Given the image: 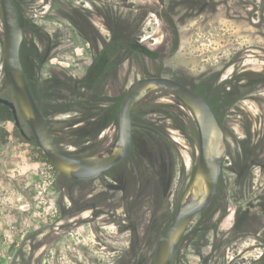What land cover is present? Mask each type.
<instances>
[{"label": "rangeland", "instance_id": "1", "mask_svg": "<svg viewBox=\"0 0 264 264\" xmlns=\"http://www.w3.org/2000/svg\"><path fill=\"white\" fill-rule=\"evenodd\" d=\"M36 1L32 5L26 0L21 7L23 18L32 24L23 49L30 60L26 70L28 61L21 51L27 77L41 85L51 78L54 66L60 76L70 69V75L79 80L87 72L77 61L83 57L82 49L72 55L65 46L63 59L54 58L44 65L35 62L41 59L43 49L37 27L46 35L57 28L42 19L48 6L43 0ZM100 3L110 10V3L115 6L117 15L127 19L123 30L132 45H139L152 58L127 51L119 57L114 54L108 65L117 67V72L106 81L102 101L95 104L91 100L90 117L79 110L63 111L70 110L71 102L58 109L62 111L43 105L49 112L54 140L73 156L111 150L118 134L120 104L130 85L139 79L185 75L193 84L206 79L220 84L239 73V84L247 86L249 77L264 74V0ZM108 17L111 13L105 12L104 25V21L97 22L106 40L112 24ZM85 57L88 65L91 51ZM92 70H97L95 65L86 76ZM61 86L62 94H70L71 90ZM247 88L242 96H248L227 118L239 140L244 138L239 110L252 122L256 139L264 131V84L257 91ZM84 89L73 93L79 97L86 93ZM42 95L41 103L47 101ZM0 96L16 103L6 68L1 15ZM84 96L91 98L92 94ZM78 100L84 98L76 100L82 105ZM134 110L133 146L124 161L86 183L56 172L50 186L45 175L48 162L41 159L39 147L18 135L10 110L0 107V264H152L158 239L175 219L196 169L199 142L187 114L169 91L149 94ZM19 118L28 131L20 113ZM94 119L100 122L92 124ZM229 141L235 150V143ZM231 158L212 203L193 218L172 264H250L264 256V173L256 168L245 176L230 164Z\"/></svg>", "mask_w": 264, "mask_h": 264}, {"label": "water", "instance_id": "2", "mask_svg": "<svg viewBox=\"0 0 264 264\" xmlns=\"http://www.w3.org/2000/svg\"><path fill=\"white\" fill-rule=\"evenodd\" d=\"M3 16L5 61L16 103L0 96V105L8 108L13 123L23 138L35 141L50 164L62 176L73 181L95 180L124 161L133 146V111L149 94L169 91L189 110L197 127L199 159L178 205L175 219L160 235L152 264H172L174 254L193 218L212 203L220 183L226 155L224 130L213 108L199 92L174 78L157 76L142 78L130 85L118 110V134L108 152L76 157L55 142L46 117L38 106L24 70L21 51L24 31L15 0H0ZM19 113L30 128L29 136ZM250 264H264V256Z\"/></svg>", "mask_w": 264, "mask_h": 264}, {"label": "flooded vegetation", "instance_id": "3", "mask_svg": "<svg viewBox=\"0 0 264 264\" xmlns=\"http://www.w3.org/2000/svg\"><path fill=\"white\" fill-rule=\"evenodd\" d=\"M26 0H16V6L18 9V15H19V20L20 24L23 28L24 31V42L27 36V33L29 30V27H32L31 22L29 20H26V18H23V13L22 12V3ZM32 1V5L37 3L36 0H30ZM44 4L48 6V13L45 14V16H42V19L46 22H50L53 24H56L57 28H55L52 32H46V34L40 32V26L37 27L38 30V38L40 42L43 44L42 45V50H41V59L38 61L35 59V62H37V65L40 63L41 65L50 63L52 59L56 58H62L63 59V48L67 46L69 50L72 52V55H74V52L76 49H82L84 52L83 57L80 59H77V61H80L79 65L81 64L84 70H87V72L95 65L100 67V56L103 54L104 49L108 45L111 46V51L113 54H117V48L116 44L114 43V40H116V29L112 27V24L109 25L111 27V30H109L108 27V32H109V39L106 40V37L99 31L100 29L97 26V22L104 21L106 22V19H103V14L105 12L111 13V16H115L116 14V9L113 4H109L110 8L113 6V9H109V7L106 8L108 9L106 11V8H101L104 5V3H100V0H43ZM103 5V6H102ZM44 7V6H43ZM46 7V6H45ZM110 10V11H109ZM114 11V13H113ZM102 18V19H101ZM108 22H111V18L108 17ZM76 22H79L80 26L79 28L77 25L75 26ZM34 25V24H33ZM43 25V26H42ZM41 27H46L44 24H41ZM44 28H41L42 30ZM44 29V30H45ZM76 29V30H75ZM120 35V34H119ZM127 33H125V36ZM101 39H103L101 41ZM24 42L22 46V56H24ZM91 51V57L89 59V64H87V60L85 57L89 55ZM120 52V51H119ZM118 52V53H119ZM122 53V52H121ZM120 53V54H121ZM95 56V57H93ZM25 57V56H24ZM115 56H112L114 58ZM27 58V57H25ZM111 58V59H112ZM23 60V58H22ZM28 65H30V60L27 58ZM75 62V59H74ZM73 62V63H74ZM76 64V66L78 65ZM86 65V66H84ZM73 66V65H72ZM74 67V66H73ZM81 67V68H82ZM52 73L51 77H72V78H77L75 75H70V69H65L63 70L66 75L60 76L61 73L56 71L54 69V66L51 67ZM60 69V68H59ZM26 70V68H25ZM86 72V74H87ZM86 74L84 76H86ZM243 74L242 76L244 77ZM27 76V75H26ZM83 76V77H84ZM82 77V78H83ZM157 77V76H153ZM80 78L78 80L79 83L83 82L81 81ZM148 78V77H147ZM253 78V77H252ZM248 78V80H251V82L247 85L244 86V84H240L241 86V91L240 93L235 97V102L231 103L230 101H227L226 103V108H225V114H224V121H220V124L224 130L225 133V139H226V144H227V149H226V155L224 158L223 162V168L227 164L228 159L231 158L232 161H230V164L232 163V166L237 167L239 171H242L245 174H252L253 170L258 168L261 170V172L264 173V131L262 135L260 136V133L257 135V137L260 136V138L256 139V134H253V129H252V122H249L246 116L244 115V112L242 110H239V112L242 113V121H241V129L244 134V138L240 139L238 137L233 136V133L231 132V126L228 121V113L231 111V109H235V107H238V104L242 102L243 100L246 99L248 96L245 93V89H249L250 91H257L261 87L262 84H264V74H256L255 78ZM28 81L30 82V85L37 86L38 80L31 82L30 78H28ZM81 81V82H80ZM230 90L231 87H228ZM246 90V91H247ZM36 102L37 96L32 92ZM124 98V97H123ZM123 100V99H122ZM230 139L233 140L235 143V150H233L230 144ZM234 158H237V163L235 162ZM222 168V172H223ZM92 181V180H89ZM89 181H77L80 183H86ZM188 187V186H187ZM173 262V260H172Z\"/></svg>", "mask_w": 264, "mask_h": 264}, {"label": "trees", "instance_id": "4", "mask_svg": "<svg viewBox=\"0 0 264 264\" xmlns=\"http://www.w3.org/2000/svg\"><path fill=\"white\" fill-rule=\"evenodd\" d=\"M0 15L2 16L1 6H0ZM2 18H3V16H2ZM111 20H112V27L115 29L118 28V30L116 29V31H117L118 35L120 34L118 36V38H116V40H114V43L117 46H119V47H117L118 52L120 51V53H121L123 51H127V52L133 53L137 56L144 54L147 57L152 58L151 56H148L149 54L147 52L142 51L141 47L139 45H132L129 38L127 36H123V35H125V33H127L125 30H123V28L126 26V21H127V19L125 17L118 16L116 13L115 16L111 17ZM76 25L78 28L80 27V26H78L79 22H76L75 26ZM124 41H127V42L125 44H122V42H124ZM110 48H111L110 45H108V47L106 46V48L103 51V54H101V56H100V67L96 66L97 70L96 71L92 70L90 72V74H88L86 76V79L83 80V82H81V83L78 82L77 78H72V77H69V79L66 77H63V78L59 77L58 78V76L51 77L50 79L47 78V79L42 81L43 83L41 85L38 84L37 86L30 85V82L28 81L31 91L37 96V100H38L37 104L40 107V109L43 112L46 119L49 116V112L45 111V109L43 108V105L47 106L50 104L49 108L51 107V109L53 111L54 110L62 111V110H58V109H60V107H62L64 105H66V106L69 105V104H66L67 102H71L70 103L71 108H70V110L65 109L63 111L79 110L80 112L88 114L90 117V115H91L90 110H91V108H94L90 104L94 103L92 101H95V104L102 101L106 81L108 79L112 78V75H111L112 73H114L115 71L117 72V67H115V66L113 67L112 65H108V62L110 61L112 56H114V54ZM120 53H118V57L120 56ZM115 76L116 75H114V78H115ZM56 78H58L59 80H62V81L59 82L58 79H56ZM175 79L187 84L188 86H190L191 88H193L194 90L199 92L202 96H204L206 98V100L209 102V104L211 105V107L213 108L214 112L216 113V116L218 117V119L220 121H224V114H225V108H226L227 101L234 103L235 97L240 93V91L242 89L240 84H239L240 83L239 73H235L230 80H227L226 82L224 81L220 84L208 81L207 79L204 80L199 85L193 84L190 80H188L186 78L185 75L184 76L179 75ZM61 85H64V87H67L68 91L71 90L70 94H68L67 92L62 94L61 88H63V86H61ZM198 86L200 88H198ZM228 87H231V89L229 90ZM82 88H85L84 90H86V93H84V95H86L87 93L92 94L91 98L85 97L84 95H79V97H76V95H74L73 92L81 93L80 90ZM40 93L43 94L42 96H45L47 99L46 102H42L44 104H42L39 100ZM80 97L84 98V100H78L79 102H82V105H79L76 101L78 98L80 99ZM175 100L179 106V109L183 113L187 114V112H185V111H183V109H181V108H185V107L180 103V101L177 98H175ZM0 107H4V106L0 105ZM56 107H58V108H56ZM4 108L6 109V107H4ZM185 109H186V111H189L187 108H185ZM97 110L101 111L100 109H97ZM113 113H114V109L112 110V112H110V115ZM115 115H116V113H115ZM134 116H135V110L133 111V115H132L133 119H134ZM187 116H188L189 121L192 125V128L194 129L193 134L198 139L197 127H195L196 125L194 126L195 123H194V121H192L191 116L189 114H187ZM99 120H100V118H99ZM99 120L94 119L93 122H91V123L97 124L101 121V120L100 121ZM97 121H99V122H97ZM48 124L50 127L49 121H48ZM22 125L24 127L25 132L29 136H32L29 126L27 125L28 131L30 133L27 131L26 126L24 124H22ZM16 131H17L19 136L23 137L17 128H16ZM50 131L52 133L51 127H50ZM26 141H28V140H26ZM28 142L37 146V144L34 140L28 141ZM39 152H40L41 159L43 161L49 163L47 157L43 154V152L41 150H39ZM89 155H91V154H89ZM234 160L237 163V158H234ZM245 176H247V174H245ZM220 179H222V176Z\"/></svg>", "mask_w": 264, "mask_h": 264}, {"label": "built area", "instance_id": "5", "mask_svg": "<svg viewBox=\"0 0 264 264\" xmlns=\"http://www.w3.org/2000/svg\"><path fill=\"white\" fill-rule=\"evenodd\" d=\"M56 173L55 168L53 167L52 164L47 163V168H46V178L48 180V184H50V186H52L54 184V178H53V174ZM42 193V192H40Z\"/></svg>", "mask_w": 264, "mask_h": 264}]
</instances>
